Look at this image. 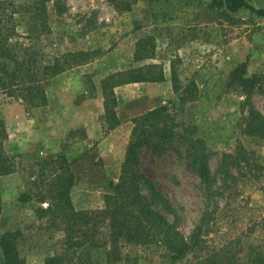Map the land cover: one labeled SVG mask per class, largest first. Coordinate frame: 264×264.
Listing matches in <instances>:
<instances>
[{
    "label": "rangeland",
    "instance_id": "rangeland-1",
    "mask_svg": "<svg viewBox=\"0 0 264 264\" xmlns=\"http://www.w3.org/2000/svg\"><path fill=\"white\" fill-rule=\"evenodd\" d=\"M12 1L35 6L16 14V21L20 32L32 35L44 61L69 51L100 50L58 81L45 82V106L30 108L0 91V118L7 127L27 137L35 134L28 146L8 136L5 149L17 168L0 175V236L21 229L25 264H45L49 255L67 250L61 219L36 214L37 207L48 208L55 199V178L61 172L53 163L56 157L79 154L70 164L76 176L74 206L100 208L109 182L121 173L133 117L160 105H168L173 117L146 126L136 166L144 179L142 191L187 241L198 228L200 242L177 261L163 242L122 243L119 259L107 262L102 243L110 244L109 229L104 226L98 237L101 249L80 247L68 264H248L250 249L264 246V137L246 132L251 111L264 116V16L249 10L227 15L184 0H159L168 17L161 22L149 0H130V10H119L111 0ZM250 2L264 6V0ZM45 22L49 33L42 31ZM245 61L246 76L253 78L248 86L231 75ZM148 64H161L165 80L117 86L119 124L104 134L102 79ZM173 66L183 83L196 80L195 100L179 101ZM239 141L253 156L251 168L233 160ZM196 156L205 157L211 183L196 172ZM23 193L30 199L21 200ZM242 247L246 250L239 252Z\"/></svg>",
    "mask_w": 264,
    "mask_h": 264
},
{
    "label": "trees",
    "instance_id": "trees-1",
    "mask_svg": "<svg viewBox=\"0 0 264 264\" xmlns=\"http://www.w3.org/2000/svg\"><path fill=\"white\" fill-rule=\"evenodd\" d=\"M119 10H130V0H111ZM159 0H149L151 7L156 8V18L161 22L168 19ZM186 4L207 6L232 15L243 10H249L258 16H264V6H257L250 0H184ZM122 4V5H121ZM31 4H18L12 0H0V91L8 96L23 100L30 108L41 107L48 104V93L45 82L58 74L93 60L100 50L69 51L59 54L53 61L43 60V54L35 48L32 35L18 30L16 14L19 12L34 11ZM43 9V8H42ZM161 16V17H159ZM46 19V18H44ZM42 31L49 33L51 29L45 23ZM137 59L143 57L137 55ZM247 62H242L232 71L231 75L241 84L248 86L253 78L246 76ZM165 80V72L161 64H148L138 66L121 72L111 73L102 79V89L105 98V115L102 117L103 133L107 134L119 124L115 111L118 104L115 88L130 82H157ZM172 82L174 92L179 101L185 104L195 100L198 96V84L195 79L186 83L173 66ZM172 113L168 105H160L147 112L133 117L131 138L126 147L125 159L122 162L121 173L117 181L111 180L104 194V204L100 208L76 209L72 198V189L76 184V176L70 164L80 157L66 152L58 155L55 162L61 170L56 175L55 199L51 206L36 208L38 218L48 217L49 220L60 218L65 231L64 253H54L46 258L45 264H68L71 254L76 249L84 246L92 247V251L101 249L98 238L102 228L109 229V242L103 240L104 252L107 262L119 259L117 250L122 243L147 244L163 242L171 250L173 261L184 258L200 242L198 228L187 241L176 227L155 207L148 196L142 191L143 176L136 170L139 161V150L146 141V126L170 119ZM246 132L264 137V116L253 110L247 118ZM9 133L6 122L0 118V175L10 174L17 168L13 154L5 149V142ZM252 154L247 147L239 141L233 156L234 162L241 167L245 164L248 168L253 166ZM226 161V160H225ZM47 162V161H46ZM195 170L201 179L211 183L214 179L205 157H195ZM146 181L151 182L146 178ZM153 192L160 196L161 193L153 186ZM20 199L27 201L30 196L23 193ZM264 220V218H263ZM54 225V223H52ZM264 229V226H263ZM21 229L4 231L0 236V260L5 264H25L21 255L19 242ZM108 247L110 248L108 250ZM246 250L242 247L239 252ZM242 255V254H241ZM240 256V255H239ZM235 257V256H233ZM232 257V258H233ZM241 257V256H240ZM248 264H264V246L250 249Z\"/></svg>",
    "mask_w": 264,
    "mask_h": 264
},
{
    "label": "crops",
    "instance_id": "crops-1",
    "mask_svg": "<svg viewBox=\"0 0 264 264\" xmlns=\"http://www.w3.org/2000/svg\"><path fill=\"white\" fill-rule=\"evenodd\" d=\"M69 71H71V70H67V71H65V72H62V73H60V74H58L54 79H55V81L57 80H59V79H61L62 77H64V75H67V73H69ZM36 108V107H35ZM38 108V107H37ZM51 118V117H50ZM73 120H72V117H70V119H69V123H70V125H72L73 124V122H72ZM11 123H16L17 122V120H14V119H12L11 121H10ZM10 122H8V125L10 124ZM10 126V125H9ZM8 126V127H9ZM7 127V130H8V133H9V140L10 141H12V140H19V142L21 143V145L23 146L24 144H26L27 146H28V144H29V142H28V139L31 137V136H33L34 137V135L35 134H32V135H30L29 137H27V136H25V133H20V134H17V132H19L18 130V128H16L17 129V131H14L12 128H11V130H10V128H8ZM56 132V131H55ZM37 133V132H36ZM53 133V132H52ZM38 137H40V135H38ZM20 145V144H19ZM18 150V149H17ZM92 206V205H91ZM91 206H89V205H85V206H79L80 208H82V209H85V208H87V207H91Z\"/></svg>",
    "mask_w": 264,
    "mask_h": 264
}]
</instances>
